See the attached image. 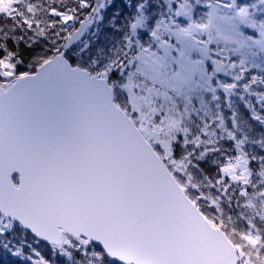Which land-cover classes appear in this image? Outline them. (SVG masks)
Returning a JSON list of instances; mask_svg holds the SVG:
<instances>
[{"label": "snow or ice", "instance_id": "obj_1", "mask_svg": "<svg viewBox=\"0 0 264 264\" xmlns=\"http://www.w3.org/2000/svg\"><path fill=\"white\" fill-rule=\"evenodd\" d=\"M0 264H264V0H0Z\"/></svg>", "mask_w": 264, "mask_h": 264}]
</instances>
